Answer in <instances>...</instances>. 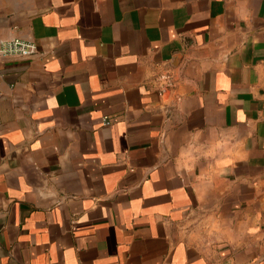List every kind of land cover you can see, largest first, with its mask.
I'll use <instances>...</instances> for the list:
<instances>
[{"label":"crops","instance_id":"crops-1","mask_svg":"<svg viewBox=\"0 0 264 264\" xmlns=\"http://www.w3.org/2000/svg\"><path fill=\"white\" fill-rule=\"evenodd\" d=\"M14 39L0 264H264V0H0Z\"/></svg>","mask_w":264,"mask_h":264},{"label":"built area","instance_id":"built-area-1","mask_svg":"<svg viewBox=\"0 0 264 264\" xmlns=\"http://www.w3.org/2000/svg\"><path fill=\"white\" fill-rule=\"evenodd\" d=\"M35 52V45L30 42L14 39L0 43V56L2 57L28 56ZM152 82L159 94L171 90L175 83L171 68L167 64H161L153 73ZM103 123L109 124L106 116L103 117Z\"/></svg>","mask_w":264,"mask_h":264}]
</instances>
